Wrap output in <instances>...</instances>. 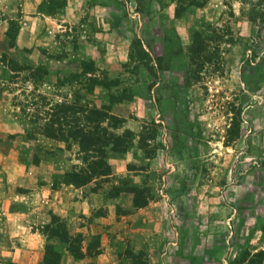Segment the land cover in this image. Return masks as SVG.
<instances>
[{"label":"rangeland","instance_id":"rangeland-1","mask_svg":"<svg viewBox=\"0 0 264 264\" xmlns=\"http://www.w3.org/2000/svg\"><path fill=\"white\" fill-rule=\"evenodd\" d=\"M5 3L0 183L60 187L81 166L77 145L30 130L24 93L41 117L45 102L109 105L114 133H132L125 153L107 152L99 190L81 192L92 199L78 223L100 220L101 232L70 235L75 254L50 240L61 264H264V0ZM9 59L47 74L33 83ZM83 62L107 88L88 83Z\"/></svg>","mask_w":264,"mask_h":264},{"label":"trees","instance_id":"trees-1","mask_svg":"<svg viewBox=\"0 0 264 264\" xmlns=\"http://www.w3.org/2000/svg\"><path fill=\"white\" fill-rule=\"evenodd\" d=\"M195 2L197 6L203 4L200 1ZM55 4L57 3L53 2L49 9L52 10ZM41 5L46 6V1H43ZM180 8L176 7L175 9V13L178 16L182 12ZM7 36L10 41H14L15 35L11 31H7ZM3 58H6V56L4 55ZM8 65L12 72L25 71L33 83L47 74L43 66L32 68L28 65H21L13 59L8 60ZM82 66L83 72H81V75L84 74V77L90 75L87 78L90 85L107 88V83L99 81L93 74V67L91 68L86 62H83ZM34 93L33 90L30 91V94L24 93L23 96L26 99L21 101L19 105L23 119H29L30 130L38 129L47 138L63 142L67 149H70L73 144L77 145L78 152L82 156L81 166L73 171L62 173L56 183L71 185L75 188L94 183L95 188L93 187L91 190L96 192L99 190L97 181L108 178L112 173L111 167L107 162V152L110 151L115 154L125 153L132 133L129 130H125L120 135L114 133V130L118 129L120 125L113 122L115 118L110 114L109 105H103L98 108L88 104H80L77 101L68 102L64 100L56 104L45 102L44 105L48 106V110L44 111V116L42 114L41 117L39 111L29 107L30 105L37 106V103L28 101L36 99L33 98ZM36 97H39V95H36ZM109 101L110 105L119 102L111 96H109ZM134 194V207L145 205L144 202H138L136 192ZM49 220L43 226L42 231H40L46 239L41 264H61L62 253L55 248L50 240L55 238L60 243L68 245L67 250L75 254V251L72 250L73 246L70 245L72 239L62 220L57 215L50 213Z\"/></svg>","mask_w":264,"mask_h":264},{"label":"crops","instance_id":"crops-1","mask_svg":"<svg viewBox=\"0 0 264 264\" xmlns=\"http://www.w3.org/2000/svg\"><path fill=\"white\" fill-rule=\"evenodd\" d=\"M0 2L6 4L5 0ZM85 190V186L75 189L71 185L55 187L52 183L32 187L9 181L0 183V264H41L45 243L35 224L47 222L50 213L67 221L69 235L100 233L96 229L100 220H95L90 230L88 225L78 223L81 216H89L91 209L92 193L81 194Z\"/></svg>","mask_w":264,"mask_h":264}]
</instances>
